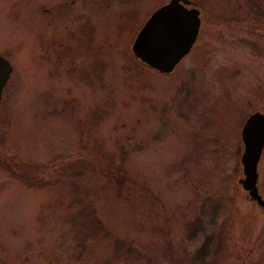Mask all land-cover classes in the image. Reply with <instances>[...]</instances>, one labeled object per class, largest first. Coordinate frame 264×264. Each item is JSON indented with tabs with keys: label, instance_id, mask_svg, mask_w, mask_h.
Returning <instances> with one entry per match:
<instances>
[{
	"label": "rangeland",
	"instance_id": "obj_1",
	"mask_svg": "<svg viewBox=\"0 0 264 264\" xmlns=\"http://www.w3.org/2000/svg\"><path fill=\"white\" fill-rule=\"evenodd\" d=\"M167 1L0 0V264H264V214L233 172L242 116L264 101L250 47L264 16L191 0L198 34L162 74L130 45ZM210 235L217 249L197 258Z\"/></svg>",
	"mask_w": 264,
	"mask_h": 264
},
{
	"label": "water",
	"instance_id": "obj_2",
	"mask_svg": "<svg viewBox=\"0 0 264 264\" xmlns=\"http://www.w3.org/2000/svg\"><path fill=\"white\" fill-rule=\"evenodd\" d=\"M187 4L188 0H168L155 8L134 35L130 45L132 55L158 73H169L187 54L197 35L198 11L187 8ZM9 71V63L0 56V92ZM240 128L241 188L257 203L264 204L256 184V164L264 143V114L252 111Z\"/></svg>",
	"mask_w": 264,
	"mask_h": 264
},
{
	"label": "flooded vegetation",
	"instance_id": "obj_3",
	"mask_svg": "<svg viewBox=\"0 0 264 264\" xmlns=\"http://www.w3.org/2000/svg\"><path fill=\"white\" fill-rule=\"evenodd\" d=\"M189 1V4L186 5L187 8H190V7H194L195 9H197L198 11V18H199V27H198V31H199V28H200V25H201V15H202V11H201V8L198 6V4L194 1H191V0H188ZM246 2H249L250 6L247 7V10H249V13H248V18L250 17L249 20H255L259 23L260 19L264 16V10L262 9L261 5H260V2L258 3V1H255V0H244ZM230 14V13H229ZM231 15V14H230ZM242 18H246V16H237V17H233V16H223L222 17V22H225V23H229L231 21H238V20H242ZM78 22L80 24V26H82V28H84L85 32V36H84V41L87 39V40H90L91 36H92V27L91 25L87 23H84V21L78 19ZM84 23V24H83ZM87 26V27H86ZM198 31H197V34H198ZM197 36V35H196ZM196 39V37H195ZM195 41V40H194ZM194 43V42H193ZM193 45V44H192ZM250 47L253 49L252 52H254L255 54H263L264 55V45H261V44H258L257 42H252L250 43ZM192 47V46H191ZM190 47V48H191ZM234 70L233 72H238L237 70L233 69ZM3 88V87H2ZM2 91V89H1ZM264 94V92H263ZM0 98H1V93H0ZM264 98V97H263ZM259 111L260 113L264 114V101L260 102V103H251L250 107H249V110L245 112V114L242 116L243 118L241 119V122H240V127L242 125V122L244 121V119L246 118V116L250 113H252V111ZM239 127V128H240ZM241 129V128H240ZM240 129H239V133H240ZM238 133V134H239ZM238 145L241 149V139L239 138L238 136ZM261 152H260V155H259V158H258V161H257V164H256V171H257V176H256V184H257V191L259 192L260 196L264 199V143L261 147ZM239 163V162H238ZM238 172V175L236 176V181L238 183V186L240 188V191L242 192V196L243 197H246V199L248 200L249 203H251L252 206L254 207H257L258 210H260L263 214H264V204H260V203H257L253 198L249 197L248 195V192L247 190L245 189H242L241 188V184H240V180L242 179V171H241V166H237V164L235 165V168L233 170V172ZM229 199H234V197L230 198L228 197ZM228 209L229 211H231L232 208H235V206H233V203L230 202V205H228ZM250 224L247 223V227L250 228Z\"/></svg>",
	"mask_w": 264,
	"mask_h": 264
},
{
	"label": "trees",
	"instance_id": "obj_4",
	"mask_svg": "<svg viewBox=\"0 0 264 264\" xmlns=\"http://www.w3.org/2000/svg\"><path fill=\"white\" fill-rule=\"evenodd\" d=\"M210 211H211V213H214L215 207L210 206ZM194 220H196L197 222L192 221L190 223V228H189L190 235H191L192 229L195 228L196 225H198V219L196 218ZM90 221L92 222V220H90ZM94 224H96V222ZM187 232H188V230H187ZM214 237H215L214 235H210L209 237H205L203 242L196 247L195 254H196L197 258H200V256H202L204 258L207 253L213 252L217 249V247H218L217 243L212 245V242H215ZM217 238L218 237H216V240L218 241ZM220 240H221V237H219V242H220ZM139 257H140V254H138L137 251H135L133 249H125V255H124L125 259H132V261H136V260H138ZM189 259H191L192 261H197L194 258L192 259L191 255L189 256ZM199 261L202 263V260L199 259Z\"/></svg>",
	"mask_w": 264,
	"mask_h": 264
}]
</instances>
